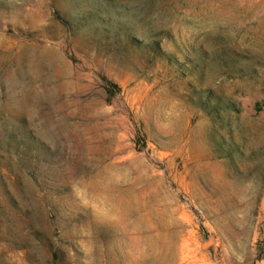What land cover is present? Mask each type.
<instances>
[{"label": "rangeland", "instance_id": "rangeland-1", "mask_svg": "<svg viewBox=\"0 0 264 264\" xmlns=\"http://www.w3.org/2000/svg\"><path fill=\"white\" fill-rule=\"evenodd\" d=\"M264 264V0H0V264Z\"/></svg>", "mask_w": 264, "mask_h": 264}, {"label": "bare ground", "instance_id": "bare-ground-1", "mask_svg": "<svg viewBox=\"0 0 264 264\" xmlns=\"http://www.w3.org/2000/svg\"><path fill=\"white\" fill-rule=\"evenodd\" d=\"M183 242L174 247L173 254L170 255L168 264H182L185 260H187L190 256V240L189 238L182 239Z\"/></svg>", "mask_w": 264, "mask_h": 264}]
</instances>
